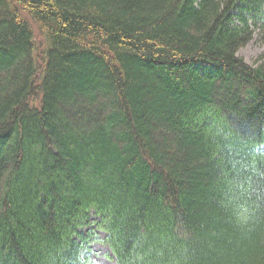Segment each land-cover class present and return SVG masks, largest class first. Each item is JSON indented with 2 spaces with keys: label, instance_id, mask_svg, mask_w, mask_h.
<instances>
[{
  "label": "trees",
  "instance_id": "1",
  "mask_svg": "<svg viewBox=\"0 0 264 264\" xmlns=\"http://www.w3.org/2000/svg\"><path fill=\"white\" fill-rule=\"evenodd\" d=\"M251 23L264 0H0V264H94L93 222L117 264H264Z\"/></svg>",
  "mask_w": 264,
  "mask_h": 264
},
{
  "label": "rangeland",
  "instance_id": "2",
  "mask_svg": "<svg viewBox=\"0 0 264 264\" xmlns=\"http://www.w3.org/2000/svg\"><path fill=\"white\" fill-rule=\"evenodd\" d=\"M261 16H263V14H261ZM250 22H252L251 19ZM251 26L254 28L253 38L249 43L239 49V55L244 57V59L250 63H256L264 51V41L261 38L260 28L253 23H251ZM93 219L98 220L99 218L94 215ZM89 228L94 232L93 240L90 243V254L94 264H117L110 246L104 241L106 236L105 231L99 228L95 222L90 226L82 228V230L86 231Z\"/></svg>",
  "mask_w": 264,
  "mask_h": 264
}]
</instances>
